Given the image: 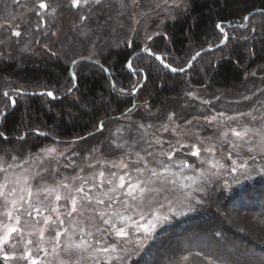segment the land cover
<instances>
[{"label": "trees", "instance_id": "1", "mask_svg": "<svg viewBox=\"0 0 264 264\" xmlns=\"http://www.w3.org/2000/svg\"><path fill=\"white\" fill-rule=\"evenodd\" d=\"M142 49L177 70L202 53L184 72L148 53L130 67ZM263 115L264 0H0V162L56 145L68 150L61 180L99 156L133 159L180 131L210 137ZM225 178L116 264H264V174Z\"/></svg>", "mask_w": 264, "mask_h": 264}, {"label": "rangeland", "instance_id": "2", "mask_svg": "<svg viewBox=\"0 0 264 264\" xmlns=\"http://www.w3.org/2000/svg\"><path fill=\"white\" fill-rule=\"evenodd\" d=\"M231 125L217 129L210 137L180 131L162 151L138 153L133 159L125 154L102 161L99 156L61 180L56 173L68 150L60 151L56 145L42 148L23 162L2 160L0 253L7 256L5 264H116L139 254L158 228L188 211L191 198L204 188L205 180L226 177L224 181L230 185L246 175L240 170L231 171L233 161H246L256 168L264 158V115ZM168 128L174 129L171 124ZM233 129L247 132L236 137ZM124 133L131 132L123 127L113 131V136ZM156 138L163 146L165 136ZM97 146L102 151V144ZM89 151L86 156L91 158ZM176 152L179 156L174 155ZM164 155L169 158L166 160ZM185 155L193 160L183 158ZM253 156L257 158L254 163L249 159ZM217 164L224 167L213 166ZM138 168L143 171L138 172ZM152 171L159 175L153 177ZM129 184L138 185L132 196L128 195ZM140 188L145 189L143 194ZM161 188L168 191L161 192ZM28 190L33 193L31 197ZM12 228L16 231H9ZM120 229L127 235L118 234ZM104 248L108 251H102Z\"/></svg>", "mask_w": 264, "mask_h": 264}, {"label": "snow or ice", "instance_id": "3", "mask_svg": "<svg viewBox=\"0 0 264 264\" xmlns=\"http://www.w3.org/2000/svg\"><path fill=\"white\" fill-rule=\"evenodd\" d=\"M72 2H73V6H77V5L80 3V0H72ZM85 2H86V0H85ZM39 6H40L41 8L46 7V5H45L44 3H40ZM245 19H247V17H245ZM218 27H219V25H218ZM14 35L19 36L20 33H19V32H15ZM197 55H199V53H197ZM193 59H195V57H194ZM173 71H176V69H173ZM181 71H182V69H181ZM47 94H48L49 96L52 95L51 92H49V93H47ZM5 95H7V94H5ZM13 102H14V101H13ZM212 119H215V117H213ZM229 119H232V118L229 117ZM102 127H103V125L101 124V128H102ZM232 131H233V134H234L236 137H243V136L246 134L247 129H245L244 132H237V131H235L234 129H233ZM0 135H2V134H0ZM224 135L226 136L227 133H224ZM50 151H54V149H52V150H50ZM261 151H264V136H262ZM13 159H16V157H13ZM249 159H252V160H253V163H254V161H255V157H254V156H253V157H249ZM9 166H10V165H9ZM121 166H122V167H125V168L127 167L126 164H122ZM213 166H214V167H216V166H218V167H224V165H222V164H217V165H213ZM250 169H251L252 171H257V174H264V167H259V168L257 169V168H254V167L250 166L246 161H244V162H242V163H240V164H237L236 161H233V162H232L231 171H233V172L240 170V171L244 172L245 174H248ZM165 170H166V169H165ZM0 171H3V169L0 168ZM137 171H138V172H141V171H143V170L138 168ZM151 174H152L153 177H156V176L159 175V174H158L157 172H155V171H152ZM100 175L103 176V173H100ZM119 180H120V182H121V187H123V186H124V185H123L124 177L121 176V177L119 178ZM110 182H111V181H110ZM0 187H2V186H0ZM128 187H129V189H130L128 195L132 196V195H133V192L136 190V188L138 187V185H132V184H129ZM82 190H83V189H78V191H82ZM139 190H140L141 194H143L144 191H145L144 188H140ZM12 191L15 192L16 189L13 188ZM153 191H155V190H153ZM159 191H161V192H165V193H166V192L168 191V189H167V188H161V189H159ZM0 195H3V193H0ZM27 195H28V197H31V196L33 195L32 191H31V190H28V191H27ZM21 199H23V197H21ZM57 199H60V197L57 196ZM133 199H137V197H136V196H133ZM140 199H141V202H143V195L141 196ZM13 203H15V201H13ZM72 203H73L74 206H75V204L77 203V201H76L75 198L72 199ZM100 203H103V201H100ZM137 206L139 207V205H137ZM73 210H75V207L73 208ZM190 210H191V211H194V209H190ZM9 215H11V214L9 213ZM106 222H107V221H106ZM153 227H154V226H153ZM9 231H13V232H14V231H16V229L12 228V229H9ZM146 231H147V229H146ZM118 234H121V235H127V233L124 231V229H120V231H119ZM57 235H59V232L57 233ZM102 251L107 252L108 249H107V248H104V249H102ZM5 259H7V256H6V255H5Z\"/></svg>", "mask_w": 264, "mask_h": 264}, {"label": "water", "instance_id": "4", "mask_svg": "<svg viewBox=\"0 0 264 264\" xmlns=\"http://www.w3.org/2000/svg\"><path fill=\"white\" fill-rule=\"evenodd\" d=\"M205 51H206V50H205ZM141 53H148V54H151V55L155 56L156 58L159 59V61H160V62H161L166 68H168L169 70H172V71H173L174 68H172L171 66H169V65L165 62L164 57H163L162 55H160V54H154V53H152V52H150V51H148V50H146V49H142L140 52H138L137 54H135V55L131 58V60H130V62H129V66H130V67H131V62H132V60L134 59V57H135L136 55H138V54H141ZM201 53H202V52H199V55H200ZM199 55H196V56H195V59H193V60L190 62V64H189L188 67L182 69V71L176 69V71H174V72H184V71L190 69V68L193 66V63H194V61L196 60V58L199 57ZM75 63H77V62H75ZM75 63H74V65H75ZM74 65H73V67H72V69H71V74H72V75H73V68H74ZM75 80H76V79H75ZM75 82H76V84H77V80H76ZM140 87H141V86H140ZM140 87H139V88H140Z\"/></svg>", "mask_w": 264, "mask_h": 264}, {"label": "bare ground", "instance_id": "5", "mask_svg": "<svg viewBox=\"0 0 264 264\" xmlns=\"http://www.w3.org/2000/svg\"><path fill=\"white\" fill-rule=\"evenodd\" d=\"M166 62V61H165ZM167 63V62H166ZM168 64V63H167ZM169 65V64H168ZM170 66V65H169ZM173 68V67H172Z\"/></svg>", "mask_w": 264, "mask_h": 264}]
</instances>
